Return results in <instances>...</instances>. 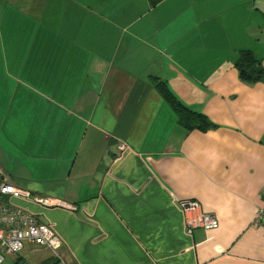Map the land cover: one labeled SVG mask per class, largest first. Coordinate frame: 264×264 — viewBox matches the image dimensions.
I'll return each mask as SVG.
<instances>
[{
  "label": "crops",
  "instance_id": "crops-1",
  "mask_svg": "<svg viewBox=\"0 0 264 264\" xmlns=\"http://www.w3.org/2000/svg\"><path fill=\"white\" fill-rule=\"evenodd\" d=\"M264 0H7L0 170L62 241L25 264H264ZM164 80L192 113L164 99ZM196 113L203 115L197 117ZM215 229L186 231L180 201ZM13 258L5 263L12 264Z\"/></svg>",
  "mask_w": 264,
  "mask_h": 264
},
{
  "label": "built area",
  "instance_id": "built-area-1",
  "mask_svg": "<svg viewBox=\"0 0 264 264\" xmlns=\"http://www.w3.org/2000/svg\"><path fill=\"white\" fill-rule=\"evenodd\" d=\"M0 170V264H6L7 258H13L12 264H25L16 260L26 243L47 248L55 258L62 261L60 248L62 241L51 226L38 216L12 204L11 197L24 198L36 202L47 203L30 191L19 189L8 183ZM263 206L258 210L252 221V226L264 230V190L262 192ZM185 213L186 231L191 234L194 229H215L218 222L214 216L199 211L200 204L195 200L180 201Z\"/></svg>",
  "mask_w": 264,
  "mask_h": 264
},
{
  "label": "trees",
  "instance_id": "trees-1",
  "mask_svg": "<svg viewBox=\"0 0 264 264\" xmlns=\"http://www.w3.org/2000/svg\"><path fill=\"white\" fill-rule=\"evenodd\" d=\"M161 0H150L151 4H156ZM236 66L239 69V74L242 78L245 80H258L259 77H261L264 74V69L261 67L258 60L255 59L253 56V53L249 50H242L240 52V56L237 59ZM151 80L154 84V86L159 90V92L162 94L164 99L168 101L172 107L176 109V111L180 113H192L194 111H191L189 108L185 107L180 103L174 94L169 90L166 82L159 77L151 76ZM197 117H203V115L196 113Z\"/></svg>",
  "mask_w": 264,
  "mask_h": 264
},
{
  "label": "rangeland",
  "instance_id": "rangeland-1",
  "mask_svg": "<svg viewBox=\"0 0 264 264\" xmlns=\"http://www.w3.org/2000/svg\"><path fill=\"white\" fill-rule=\"evenodd\" d=\"M4 3H7V0H0V6ZM17 206V205H16ZM19 207V206H18ZM21 254L26 257V259L28 261H31V259H39V255L38 254H32L30 253V251L28 250V248H26L23 252H21Z\"/></svg>",
  "mask_w": 264,
  "mask_h": 264
}]
</instances>
